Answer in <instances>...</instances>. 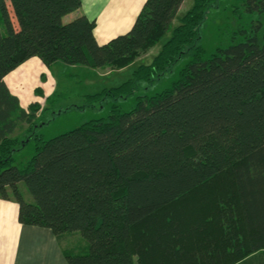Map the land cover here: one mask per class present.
<instances>
[{
    "label": "trees",
    "instance_id": "16d2710c",
    "mask_svg": "<svg viewBox=\"0 0 264 264\" xmlns=\"http://www.w3.org/2000/svg\"><path fill=\"white\" fill-rule=\"evenodd\" d=\"M215 1L193 0L152 61L107 92L130 94L189 53L168 86L45 139L39 104L23 107L5 76L34 56L123 67L183 0H145L129 31L103 44L94 19L68 16L81 0H0V197L59 242L80 233V249H63L69 264H235L264 249V0H235L248 27L206 54L199 29ZM29 136L34 152L16 164Z\"/></svg>",
    "mask_w": 264,
    "mask_h": 264
},
{
    "label": "rangeland",
    "instance_id": "374dc122",
    "mask_svg": "<svg viewBox=\"0 0 264 264\" xmlns=\"http://www.w3.org/2000/svg\"><path fill=\"white\" fill-rule=\"evenodd\" d=\"M192 3L193 0H183L169 30L161 39L123 67H89L61 61L46 66L41 60H39L41 62L31 60L7 74L6 82L11 91L17 94L23 107L27 108L34 102L39 104V109L36 111L35 132L48 139L78 126L83 121L107 115L112 104H118L121 109L127 110L134 105L135 95L150 94L168 86L179 67L189 58V53L179 58L170 70L159 75L153 82L137 83L130 94L114 96L107 92L110 87L119 85L130 77L133 69L139 64H148L152 61L162 43L170 36L173 27L178 24L179 18L192 6ZM258 18L264 24V16L259 15ZM248 24L249 17L243 13V8H238L235 0H216L207 10L199 29L198 42L202 44L206 54H209L216 47L228 44L234 29L239 25L248 27ZM26 128L27 124L21 123L15 134L24 137ZM32 138L29 136V141L14 152L16 164L25 162L33 154ZM20 189L30 200L31 195L23 182H20ZM188 208L187 211L191 210L190 207ZM63 244L74 251L80 249L85 242L78 233Z\"/></svg>",
    "mask_w": 264,
    "mask_h": 264
},
{
    "label": "crops",
    "instance_id": "0c3cea01",
    "mask_svg": "<svg viewBox=\"0 0 264 264\" xmlns=\"http://www.w3.org/2000/svg\"><path fill=\"white\" fill-rule=\"evenodd\" d=\"M144 1L81 0L80 8L70 15L84 14L94 19L95 38L103 44L129 31ZM31 60L40 59L34 56L20 65ZM18 210L13 198L0 197V264H69L63 251L65 241L59 242L48 227L19 222ZM235 264H264V249L251 252Z\"/></svg>",
    "mask_w": 264,
    "mask_h": 264
}]
</instances>
